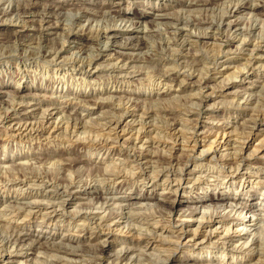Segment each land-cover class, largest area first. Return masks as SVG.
Instances as JSON below:
<instances>
[{
    "label": "clouds",
    "instance_id": "9594fccd",
    "mask_svg": "<svg viewBox=\"0 0 264 264\" xmlns=\"http://www.w3.org/2000/svg\"><path fill=\"white\" fill-rule=\"evenodd\" d=\"M0 25V84L11 88L0 129L38 113L30 128L15 125L19 140L7 137L15 151L68 149L71 137L44 135L43 121L57 112L58 127L74 122L89 134L76 155L5 169L0 264H264V162H254L264 156L246 153L242 140L177 158V133L162 159L149 131L159 137L173 126L166 96L192 142L233 124L264 132V0H0ZM232 58L242 63L224 77L221 65ZM230 84L229 95L222 90ZM125 119L149 136L143 148L122 141L118 128L91 134L97 121L107 131ZM197 215V230L221 222L205 240L221 235L186 238L192 228L183 218Z\"/></svg>",
    "mask_w": 264,
    "mask_h": 264
},
{
    "label": "rangeland",
    "instance_id": "374dc122",
    "mask_svg": "<svg viewBox=\"0 0 264 264\" xmlns=\"http://www.w3.org/2000/svg\"><path fill=\"white\" fill-rule=\"evenodd\" d=\"M24 4H28L29 0H22ZM32 9L35 11L37 10L36 5H30ZM5 26L0 25V29L4 28ZM38 27V25H37ZM28 30L26 29L25 32ZM201 45H207L211 43L210 39H201L200 41ZM252 44H255V40L252 41ZM251 47V45L249 46ZM242 63V59L240 58H232L229 61H226L225 64L228 65V67H225L224 65H221L222 68V76L227 77V75L230 72H234L236 68ZM175 75V74H173ZM255 74L253 73V76ZM183 78L180 77L175 82V90L177 92H180V82ZM198 79V77H193V82ZM168 81L166 80L165 83ZM210 86L212 84H215V81H206ZM11 90L10 86L6 84H0V101H2L5 106L7 105V93ZM235 89L232 87V85H228L223 89L222 91L224 93H228L229 95L234 91ZM22 94L27 95V91L25 90L22 92ZM141 104L139 108V112L143 113L144 111V103L146 102L147 98H140ZM161 100L163 102V111L168 114L169 119H173L174 123L171 129H164L163 135L157 136V132L150 131L151 134V143L150 147L152 148V153L159 154L160 158H164V153L167 150L164 145H174V141H172L171 136L174 134H180V142L178 146H175V152L174 155L179 158L183 153H185L189 149H195L197 152H203L205 149H207L210 153L215 150L217 151V154L219 152L224 151L225 149L231 147L232 149H235L237 145L244 140L243 148L244 151L248 154L251 153H257L259 156H264V132L260 130V128L254 129L250 134L247 132V130L243 127L236 128L235 124H233L230 128H221L216 127L214 129L208 130L207 133V139L205 140L203 137L200 139L198 143L192 142L190 138L185 137L183 130L179 126V122L175 121V118L171 115L174 112H178L179 109L177 105L168 103V98L166 96H161ZM214 102V100L210 101ZM116 106L119 108L120 106V100H116ZM111 107V105H101L97 109V115L99 113L104 112L106 108ZM23 109H21L22 111ZM68 110H71V106H69ZM214 113H223L224 109H212L210 110ZM11 115V114H10ZM60 113L57 112L55 115H53L49 119H45L43 123L47 125L46 129L44 130V135L48 136H57L59 134H63V138L65 142H68L69 138H72L71 145L68 149L64 148H56V147H49L48 145H44L39 153L36 152H25V153H17L15 151L16 144L7 139L8 136H14L15 139H20L21 129L16 128L15 125H21L23 126L28 125V127H31V124L33 120L38 118V113L36 116H33L31 114L16 118L13 117L12 119L8 120V124H12L14 126L13 130L9 131L8 133H5L2 129H0V185L3 184V181L6 179V173L5 169L12 168L13 166L19 168L23 166H28L29 161L36 162L39 160L40 164H43L44 161H48L51 163L52 161L56 160H64L68 158L69 155H76L80 152L81 148L86 147V141L89 138V134L82 133V131H78L76 124L73 122L72 124L64 123L62 127L57 126V120ZM152 115H155L153 113ZM87 123V122H85ZM74 125V126H73ZM118 128L119 129V135L122 139V141H128L130 140L132 143L139 144L141 148H143L145 143L149 142V136L143 135L140 131L139 126H135L134 128H130L128 125L127 119L122 121L120 124H113V127L108 128L107 131H105L103 127V121H97L92 126L91 134L95 137L100 136H110L114 130ZM71 129V132L69 131ZM176 129V130H175ZM199 130L201 132L204 131V127L200 126ZM181 132V133H180ZM136 133V134H135ZM245 137L246 140H245ZM34 148H40L39 143L34 145ZM24 161V162H23ZM255 163H261L264 161L260 160H254ZM19 177L22 178L23 173H17ZM3 195L0 193V201H2ZM181 207L177 205L176 208V216L177 218H180ZM205 209H202L204 211ZM206 212L209 211V209L205 210ZM184 223L191 225L192 231L189 234L188 239L191 237H195L196 240H204L205 243H210L212 240L217 239L221 233H213L207 240H205V233L208 232V228L211 227L212 229L217 228L218 225H220V220L213 219L210 221L207 225L202 227V229L197 230V224L201 221V216L197 215V218L194 220L190 217H185ZM200 219V220H199ZM186 221V222H185ZM198 221V222H197ZM5 223L2 219H0V224ZM225 226V227H224ZM227 223L225 222L223 224V227L225 230L227 229ZM195 229V230H194ZM194 230V231H193ZM207 231V232H206ZM202 233V234H201ZM204 237V238H203ZM179 257L177 259L173 260V264H178Z\"/></svg>",
    "mask_w": 264,
    "mask_h": 264
},
{
    "label": "bare ground",
    "instance_id": "6f19581e",
    "mask_svg": "<svg viewBox=\"0 0 264 264\" xmlns=\"http://www.w3.org/2000/svg\"><path fill=\"white\" fill-rule=\"evenodd\" d=\"M24 125H25V124H24ZM73 126H74V125H73ZM175 130H176V129H175ZM180 133H181V132H180ZM135 134H136V133H135ZM23 162H24V161H23ZM2 200H3V199H2ZM205 210H206V209H205ZM205 210H204V212H206ZM207 210H208V209H207ZM194 220H195V219H194ZM199 220H200V219H199ZM217 220H218V219H217ZM185 222H186V221H185ZM197 222H198V221H197ZM196 226H197V225H196ZM224 227H225V226H224ZM226 227H227V226H226ZM214 229H215V228H214ZM194 230H195V229H194ZM194 230H193V231H194ZM206 232H207V231H206ZM201 234H202V233H201ZM203 238H204V237H203ZM209 239H210V238H209Z\"/></svg>",
    "mask_w": 264,
    "mask_h": 264
}]
</instances>
